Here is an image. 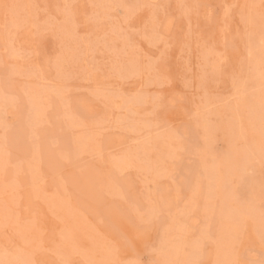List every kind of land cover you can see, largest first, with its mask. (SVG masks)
I'll list each match as a JSON object with an SVG mask.
<instances>
[{
	"label": "rangeland",
	"instance_id": "374dc122",
	"mask_svg": "<svg viewBox=\"0 0 264 264\" xmlns=\"http://www.w3.org/2000/svg\"><path fill=\"white\" fill-rule=\"evenodd\" d=\"M262 36L261 0H0V264H260Z\"/></svg>",
	"mask_w": 264,
	"mask_h": 264
},
{
	"label": "snow or ice",
	"instance_id": "6c2138e0",
	"mask_svg": "<svg viewBox=\"0 0 264 264\" xmlns=\"http://www.w3.org/2000/svg\"><path fill=\"white\" fill-rule=\"evenodd\" d=\"M261 4H262V6H264V0H261ZM230 13H231V6H226L225 11H224L225 19H227V17L230 15ZM261 47H262V50H264V36H262V39H261ZM162 75L163 74L161 73V76ZM261 239H262V241H264V233H262ZM260 264H264V260H261Z\"/></svg>",
	"mask_w": 264,
	"mask_h": 264
}]
</instances>
